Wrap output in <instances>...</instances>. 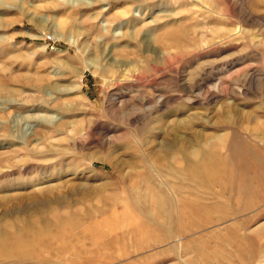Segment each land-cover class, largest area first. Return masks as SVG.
Instances as JSON below:
<instances>
[{
  "label": "rangeland",
  "instance_id": "374dc122",
  "mask_svg": "<svg viewBox=\"0 0 264 264\" xmlns=\"http://www.w3.org/2000/svg\"><path fill=\"white\" fill-rule=\"evenodd\" d=\"M1 184L0 264H264V0H0Z\"/></svg>",
  "mask_w": 264,
  "mask_h": 264
},
{
  "label": "bare ground",
  "instance_id": "6f19581e",
  "mask_svg": "<svg viewBox=\"0 0 264 264\" xmlns=\"http://www.w3.org/2000/svg\"><path fill=\"white\" fill-rule=\"evenodd\" d=\"M44 134H46V132ZM216 140L221 141L220 143L222 147L225 148V144H224L225 138L218 137ZM35 142H37L36 143L37 147L41 145L40 139L35 140ZM209 144L208 145H205L203 143L197 144L196 145L197 148L195 149V154L193 157H190L189 155L190 154L189 148L191 147L188 148L186 145H182L179 148L181 157H175L173 159L158 158L156 159V161L154 160L155 165L158 168H160L162 171L166 170L167 169L166 165L168 164L170 166L171 162L176 164L178 168H181V171L179 174L172 172L173 174L169 176L171 177L170 181L178 180L177 181L178 183L179 182L189 183V182L194 181L195 183L202 184V185L203 184L206 185L209 183L223 182L228 178L226 167L227 165H229L228 160L230 158L220 156L217 153L218 151L215 152L214 151L215 149L213 150L214 145H209ZM39 153L40 152H37V151L35 152V154H39ZM29 168H30L29 166L27 168L24 167L22 168V170L26 171ZM42 168L45 170L49 169L48 166L42 167ZM160 176H163V174H161ZM145 178H144V182H145ZM163 180H167V179L163 178ZM35 185L37 184H32V186H35ZM32 186H30L29 188H31ZM4 190H6V185L1 184L0 193L4 192ZM40 193L38 195H40ZM166 206L168 207V209ZM158 209H159V213L161 212L165 215H169L173 213V206L164 201H160L158 203ZM167 210H169V212H167ZM157 213H158V210H157ZM149 217L151 216H147V217L144 216L145 219ZM134 223L135 221L132 222V224ZM40 235H41L40 228L36 225L35 222H32L30 220H26V221L24 220V222L19 221V223H13V224H5L3 226L0 225V249L7 250V247H10V248L13 247L12 249L18 250L21 247H30L31 245H33L34 240H36ZM20 257L25 259V258H28V255L23 254V255H20Z\"/></svg>",
  "mask_w": 264,
  "mask_h": 264
}]
</instances>
